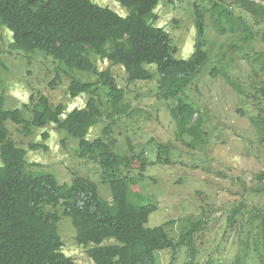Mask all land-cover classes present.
<instances>
[{"label": "trees", "instance_id": "1", "mask_svg": "<svg viewBox=\"0 0 264 264\" xmlns=\"http://www.w3.org/2000/svg\"><path fill=\"white\" fill-rule=\"evenodd\" d=\"M114 2L125 15L92 0H0V26L13 36L10 48L51 58L58 64L56 72L63 71L69 79L68 97L71 100L87 97L83 107L69 109L64 104H52L47 96L30 94L28 103L14 110H5L0 97V264H78L63 253L64 228L72 230V241L83 248L93 264H158L159 252L166 250L170 252L168 264H175L182 248L184 259L187 258L185 264L195 262L194 236L211 220L182 218L184 224L176 239L168 229L174 221L146 227L157 205L139 204L144 197L138 193L133 198L132 186L145 177L149 166L169 165L174 147L168 142L153 144L157 150L156 162L144 158L142 149L134 152L127 136L123 139L129 154L120 155L114 150L118 140L111 138V127L117 120L124 119L130 124L133 120H128L132 110L112 68L123 69L129 84L155 81L156 97L166 103L175 125L174 140L170 143L180 142L187 148L197 149L204 144V119L190 95L196 93L197 83L208 66L214 65L208 71L213 76L222 70L221 77L242 104L248 98L254 100V92L264 98V52L254 50L256 32L244 22L242 15L235 14L227 0L193 1L195 40L187 59L176 57L179 48L170 33L156 25L160 0ZM262 2L235 0L247 18L258 25L264 21ZM206 14L218 37L225 44L232 42L241 59L252 67L247 87L232 81L224 67L214 64L208 49ZM99 62L106 67L99 69ZM72 72L93 75L95 81H82L71 76ZM57 77L58 74L51 83L52 88ZM255 101L259 103L257 98ZM256 110L259 112V107ZM236 111L244 113L241 108ZM25 112H29V117ZM262 121L260 115L252 119L256 130L264 132ZM9 122L24 137L32 136L34 129L44 130L51 125L58 134L73 139L76 157L97 164L100 183L109 190L110 200L104 199L96 183L86 177L77 175L70 183H59L51 173L28 171L27 151L10 138ZM100 123L103 124L100 135L90 140V131ZM41 138L45 142L49 134L44 132ZM60 143L64 146L65 138ZM46 147L30 143L28 150ZM135 163H138V175L133 177L130 172ZM255 189H251L252 193H257ZM243 207L241 203L225 217L229 226L242 235L238 245L243 249L238 253V247L232 262L247 264L249 257L251 260L254 257L258 264H264V213L256 210L246 218ZM257 219L259 232L251 235ZM105 240L112 242L103 244ZM214 259L212 256L203 264H223Z\"/></svg>", "mask_w": 264, "mask_h": 264}, {"label": "rangeland", "instance_id": "2", "mask_svg": "<svg viewBox=\"0 0 264 264\" xmlns=\"http://www.w3.org/2000/svg\"><path fill=\"white\" fill-rule=\"evenodd\" d=\"M193 1L160 0L156 9L158 15L156 25L165 27L170 33L179 48L176 54L179 59H187L193 49L195 40ZM227 1L235 14L242 15L244 22L256 32L254 50L264 52V21L259 25L255 24L252 18H247L237 7L235 0ZM92 2L125 13L114 0ZM262 4L264 5V2ZM202 6H206V3L202 2ZM209 17V14H206V33L208 49L214 64L220 68L224 67V72L232 81L241 82L247 87V77L252 67L241 59L232 42L227 41L225 44L223 39L218 37ZM10 42V33L0 27V97L4 98L5 109L20 108L28 103L30 94L45 95L52 104H64L69 109L84 106L86 96H80L75 100L68 97L69 79L63 71L56 72L57 63L41 53L26 55L14 51L9 47ZM222 45L224 47H221ZM225 59L227 63L224 64ZM97 65L101 70L106 67V64L101 62ZM208 67L197 83L196 93L190 95L204 119V144L200 148L190 149L180 142L170 143L174 140L175 125L167 112L166 103L156 97L155 81L129 84L123 69L119 66H114L112 73L130 105L132 113L128 120L132 119L133 124L124 119L117 120L111 127L113 130L111 138L118 140L114 150L120 155L129 154L123 139L127 136L134 146V152L144 150V158L153 162L157 160V150L153 144L168 142L170 147H174L169 156L171 161L169 165L155 163L149 166L144 173L145 177L137 185L132 186L134 199L136 193L144 197L139 204L157 205V210L149 216L145 226L153 228L166 221H174L168 229L177 239L184 224L181 222L182 218L200 217L204 221L209 218L211 221L208 225L194 236L196 251L194 264H203L212 256L215 257V262L233 264L232 257L238 247L240 248L238 253L243 249L238 245L242 235L240 234V237L238 231L229 226L225 219L226 215L241 203H244L241 210L246 218L256 210L264 213V132L256 130L252 123V119L258 115L264 122V98L254 92V100L248 98V102L241 104L228 83L221 77L222 70L220 74L213 76L208 71L214 65L211 63ZM56 74H58L56 86L52 88L51 83ZM71 76L83 81H94L93 75L72 72ZM262 77L264 81V75ZM103 95L105 99L106 95ZM256 98L259 103L255 101ZM256 105L259 112L256 110L258 107L255 109ZM237 108L243 109L244 113H238ZM29 115V112H25V116ZM102 126L100 123L90 131V140L100 135ZM7 127L11 139L17 146L27 150L28 163L38 166H32L33 170L52 173L60 183H70L77 175L86 177L96 183L104 199L110 200L109 190L100 183L97 164L76 157V143L73 139L58 134L51 125L44 130L35 129L30 137L22 136L17 127L10 122ZM44 132L49 134V139L45 142L41 138ZM63 138L64 146L60 143ZM29 143H43L47 149L29 151ZM137 167L138 163H135L130 176L138 175ZM251 189H255L257 193H252ZM216 217L217 219H213ZM257 221L258 219L253 225L251 235L259 232L256 228ZM73 234L71 229H63L62 238L66 242L63 252L79 264H93L87 259L83 248L74 244ZM110 242L112 240H105L103 244ZM159 256L161 260L157 259L158 264L170 263L168 250L159 252ZM176 258L175 264L186 263L184 248ZM247 264H258V260L254 257L251 260L249 257Z\"/></svg>", "mask_w": 264, "mask_h": 264}, {"label": "clouds", "instance_id": "3", "mask_svg": "<svg viewBox=\"0 0 264 264\" xmlns=\"http://www.w3.org/2000/svg\"><path fill=\"white\" fill-rule=\"evenodd\" d=\"M118 6V5H117ZM119 7V6H118ZM120 8V7H119ZM121 9V8H120ZM119 9V10H120ZM122 10V9H121ZM116 11V10H115ZM124 11V10H123ZM119 14H121V15H125V13L123 14L121 11H117ZM125 12V11H124ZM1 27V26H0ZM2 28V27H1ZM3 29H5V28H3ZM7 30V29H6ZM9 33H10V36H11V42H10V45H9V47H11V45H12V43H13V36H12V33L9 31V30H7ZM15 51V50H14ZM18 52H20V51H18ZM23 53V52H22ZM36 53H38V52H36ZM24 54H26V55H30V54H27V53H24ZM46 57V56H45ZM49 58V57H48ZM51 59V58H50ZM52 60V59H51ZM53 61V60H52ZM87 75H90V74H87ZM94 77V81H95V76H93ZM83 81V80H82ZM89 82V81H88ZM0 83H1V77H0ZM68 93V92H67ZM34 95V94H33ZM30 96V95H29ZM41 96V95H40ZM45 96V95H44ZM84 96V95H83ZM1 98H3V97H1ZM79 98V97H78ZM3 100H4V98H3ZM87 100V99H86ZM75 108H77V107H75ZM4 109H5V103H4ZM14 109H22V106L20 107V108H14ZM14 109H11V110H14ZM5 110H7V109H5ZM18 129V128H17ZM35 130V129H34ZM34 130H33V132H34ZM38 130V129H37ZM21 134V133H20ZM33 135V134H32ZM30 137V136H29ZM11 138V137H10ZM30 144V143H29ZM28 144V145H29ZM36 144H38V143H36ZM40 144H43V143H40ZM17 145V144H16ZM45 145V144H44ZM46 146V145H45ZM43 149V148H42ZM42 149H38V150H42ZM46 149H47V147H46ZM45 149V150H46ZM26 150V149H25ZM27 151V150H26ZM34 151V150H33ZM35 151H37V150H35ZM26 157H27V153H26V155H25V160H26V162L28 163V161H27V159H26ZM28 167H27V169H28V171H30V172H34V173H41V172H43V171H38V170H33L32 169V166H36V167H38L37 165H33V164H30V163H28ZM45 173H49V172H45ZM52 174V173H51ZM54 175V174H53ZM55 176V175H54ZM55 178H56V176H55ZM57 179V178H56ZM58 180V179H57ZM92 181V180H91ZM59 182V181H58ZM60 183V182H59ZM79 247V246H78ZM64 253V252H63ZM65 254V253H64ZM66 255V254H65ZM67 257H70V256H68V255H66ZM70 258H72V257H70ZM74 261H75V259L74 258H72ZM76 262V261H75ZM79 264V263H78Z\"/></svg>", "mask_w": 264, "mask_h": 264}]
</instances>
